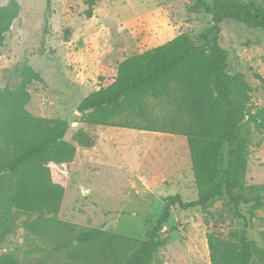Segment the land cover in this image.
I'll use <instances>...</instances> for the list:
<instances>
[{"label": "rangeland", "instance_id": "rangeland-1", "mask_svg": "<svg viewBox=\"0 0 264 264\" xmlns=\"http://www.w3.org/2000/svg\"><path fill=\"white\" fill-rule=\"evenodd\" d=\"M17 1L21 13L0 56V90L24 86L33 116L66 120L64 140L76 155L71 169L58 171L64 197L59 213L47 216L49 229H28L39 216L20 215L14 233L0 243V256L13 255L20 264H78L69 249L58 247L72 236L77 245L76 232L89 229L117 237L118 248L128 250L148 239L165 199H198L188 138L168 122L177 106L142 99L116 119L127 127L91 125L78 107L113 83L124 60L183 34L198 42L212 17L196 12L192 0H98L92 18L85 0H53L49 11L47 0ZM243 1L264 6V0ZM221 28L229 73L242 74L250 87L240 123L247 170L233 195L204 208H174L149 264H213L209 235L239 244L247 239L264 253V31L234 20ZM98 245L87 248L94 258Z\"/></svg>", "mask_w": 264, "mask_h": 264}, {"label": "trees", "instance_id": "trees-1", "mask_svg": "<svg viewBox=\"0 0 264 264\" xmlns=\"http://www.w3.org/2000/svg\"><path fill=\"white\" fill-rule=\"evenodd\" d=\"M52 1L47 0L48 11ZM192 1L196 12L213 20L198 42L183 34L127 58L120 63L113 83L86 97L78 111L94 126L127 127L130 124L116 119L142 99L176 105L178 115L168 122L175 132L188 138L198 199L185 202L177 195L165 199L148 239L139 240L125 251L118 248L117 237L102 230L77 231V245H73L72 236L58 249H69V256L78 264H149L161 246L157 233L174 208H204L224 193L233 195L242 183L248 154L247 138L240 130L241 105L248 101L250 87L242 74L229 73L228 53L218 37L226 20L264 31V6L243 0ZM97 2L85 0L88 18L93 17ZM20 13L17 0L0 7V56ZM30 100L24 86L0 90V243L14 233L20 215L39 216L34 225H26L28 229H49L47 216L59 213L64 197L58 171L71 169L76 155V147L64 140L70 124L62 119L33 116L27 110ZM236 101H240L239 105ZM71 232L64 230V234ZM95 243L99 244L97 258L87 250ZM208 244L213 264H258L257 258L264 264V253L247 239L239 244L209 235ZM0 264L20 262L4 254Z\"/></svg>", "mask_w": 264, "mask_h": 264}]
</instances>
